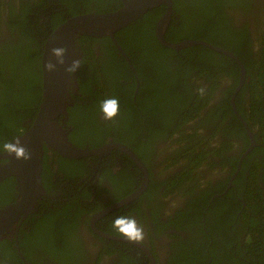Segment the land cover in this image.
Instances as JSON below:
<instances>
[{
    "label": "flooded vegetation",
    "instance_id": "1",
    "mask_svg": "<svg viewBox=\"0 0 264 264\" xmlns=\"http://www.w3.org/2000/svg\"><path fill=\"white\" fill-rule=\"evenodd\" d=\"M10 1L14 0H4V3ZM87 1L88 10L92 12L84 13V5ZM120 1L122 2V0ZM170 1L172 2V0ZM20 2H24L23 5L26 7H31L33 12L31 17L35 25H37L35 28L40 31L44 28L48 30L53 24L60 23L59 25H61L64 20L79 16L70 15L72 9H67V5L62 6L59 0H19L17 2L18 7ZM86 2L84 1L82 5L84 10L81 9L84 14L80 15L95 14L98 5L108 6L112 10H118L122 7L118 8V0H86ZM188 2L190 1L180 0L177 3V9L180 12L183 11ZM256 2L259 5V0H253L251 4L256 5ZM262 4V7H264V0ZM234 6L232 5L230 10L225 11V13L230 15L229 22L233 25V28L240 29V31L241 29H248L254 33L251 37V51L255 55L259 40H257L258 36L255 35V31L257 32L259 25L264 23V15L253 13L254 15H250L252 17L250 19L244 14L239 18L241 14V12L239 14L240 8H232ZM198 15L201 16V13ZM196 19L194 17V20ZM158 20H156V23ZM156 23L154 25V36ZM1 32H3V36L8 34L6 24L2 25ZM117 33L114 35L116 44L110 38L104 37L109 39L112 46L105 44L107 42H100V39L103 38L95 40H89L87 39L89 37L83 36L76 38L72 61L79 59L81 66L77 71L69 74L65 109L63 113L56 116L54 123L58 128L66 132L67 143L76 149H89L90 146L87 143L84 145L85 148H78L71 143L72 122L82 121V119L86 123L93 121L98 126L97 131L100 128L108 127V136L105 137L104 143L92 149L109 144L122 145L138 158L142 169L136 165L127 153L114 148L101 158L92 156L81 158L83 160L80 161L81 159L64 158L43 145L42 155L40 156L39 183L44 195L36 201L34 210L30 215L38 214L41 209L44 212L53 210L54 212L63 213L60 211H64L63 230L61 232L53 230L50 234H44L42 230H37L38 224L33 223L28 227L26 219L18 228L10 230L0 240V242H5L3 246H0V264H239V262L243 264H261L257 254H259L258 249L262 250L264 248V243L260 244L257 241H250V232L244 230L240 222L236 224L235 221L234 223L236 224L237 235L233 232L229 234L232 227H226L230 238L224 235L225 225H222L221 221L216 224V230L205 227L206 220L208 219L207 224H209L210 219L216 215L215 212L217 211L209 212L210 202L219 196H223L233 187L232 180H234L241 169V165L237 169L240 158L251 145V140L246 131L250 144L243 151L242 149L246 145L245 140L235 136L232 133L233 129L230 128L224 134L222 131H217L216 135L214 134L213 130L220 122L221 126H224L223 116L206 125L198 124V133L203 134L205 137L204 140L199 142L197 147L194 146L197 149V154L194 153V155L197 156H192V154L189 160L182 158L184 157L183 144L175 140L180 136L178 132L171 137L170 132L171 130L175 132L174 129L169 130V128H166L161 131L159 123L157 127L151 126L149 128L145 126L143 111L147 104L155 103L156 99L141 96L140 103L137 102L141 81H139V76L132 61L122 46L126 43L118 40ZM41 35L38 39H41ZM47 39L44 42V46ZM156 41L158 42L157 38ZM129 43L127 42V44ZM38 44L41 45L42 42L40 41ZM117 45L125 56L118 51ZM44 46L42 51H38L40 69L42 67L41 60ZM112 47L117 51V54H113V50L112 52L109 50ZM132 52L135 57L139 56L138 50L133 49ZM118 55L122 57L134 77L135 88L132 94V109L121 105L122 101L128 98L127 95H130V90H127V87L131 84V80H129V75H121V67L118 66V60L115 58ZM126 58L133 69L128 65ZM26 60L27 63L30 61L28 58ZM40 74V97L38 93V99L30 95L25 100L26 102L22 107L24 110H21L19 115L22 119L19 127L22 129L14 132L22 133L16 136L12 142L30 128L38 114L40 104L43 101L42 69ZM136 78L138 79V88L136 86ZM20 79V76L17 75L14 82ZM220 80L221 82L218 83L212 98L200 109V114L203 113L207 116L210 110L214 109L213 112L217 111L222 93L224 91L229 93L233 87L234 80L232 78L224 76V79L220 78ZM112 97L119 101V113L113 121H105L100 111L101 102ZM247 103L248 96L244 92L241 95L239 106L245 112ZM160 106L162 108V104ZM124 116H127V118L124 119ZM135 117H138V119ZM226 119L231 120V117L227 115ZM199 120L200 118H197L196 122H201L204 119ZM9 121L11 123L9 129H13L14 122L10 116L5 123L0 122V126L4 125L7 128ZM139 123L141 128L140 126L137 128ZM248 128L250 129L249 125ZM184 130L186 131V129ZM250 131L254 143L251 151L255 147L260 148L259 152L251 158V162H257L258 165L262 162L264 164V148L261 145V140L258 142L256 139L258 132L251 129ZM8 133L10 134L11 132ZM193 143L189 142L188 144L193 147ZM223 145H228L229 149H224ZM91 146L96 145L92 144ZM45 150L48 151L45 152ZM205 154L207 155V160L201 162L198 167L193 168L195 167L191 163L193 158ZM45 156L47 158L43 162ZM59 158L69 161H80L81 164L76 166L78 167L76 172L81 176L77 180H70L71 182L61 181L62 174L72 171L74 165L69 168ZM235 158L239 159L236 169L234 168ZM222 161H225L224 166L219 165ZM46 162L48 166L47 172H45V182L48 184V172H50L52 174V194H46L41 184V165L43 163L44 168ZM211 162L214 165L207 167L206 164ZM3 164H5V161L0 159V166ZM250 170H252V167L249 164L244 168V175L247 176ZM73 171L75 172V170ZM190 171H193V173ZM257 172L258 180L261 181L263 169L259 166ZM118 176L122 178L118 180ZM145 180L146 188L137 199L117 209L113 208L117 203L138 190ZM177 181H181L183 186L174 188ZM191 189L209 192L218 190L220 194H214L204 208L195 209L193 215L203 217L201 224L192 221L189 227L179 229L183 222L191 218V210L186 215L180 214L187 211V200L191 194ZM14 190L16 198V185ZM83 190H85L86 196ZM63 191H66V193ZM71 192H76L78 199H69ZM2 193L4 194V192ZM71 202L75 204L71 205ZM10 204L3 205L0 208ZM105 211L107 213L96 219L97 214ZM209 215L211 216L209 217ZM118 217L135 218L137 225L143 229V240L136 242L124 236L119 231V226L114 225V221ZM21 228L24 232L19 234ZM34 229L37 231L36 234H32ZM11 250L14 251V254L11 253ZM23 252L27 255V258Z\"/></svg>",
    "mask_w": 264,
    "mask_h": 264
},
{
    "label": "trees",
    "instance_id": "2",
    "mask_svg": "<svg viewBox=\"0 0 264 264\" xmlns=\"http://www.w3.org/2000/svg\"><path fill=\"white\" fill-rule=\"evenodd\" d=\"M18 1L14 0L4 3V0H0V122L5 123L9 119V116L14 122L13 129H9L11 126L10 121L7 128L4 125L0 126V130L2 131H0V151H6L4 145L12 142L16 136L22 133L14 132L22 129L19 127L22 121L19 115L20 111L24 110L22 107L26 102L25 100L30 95L38 99V93L40 97L41 69L40 62L38 61V51H42L45 40L60 24H53L48 30H46L47 28H44L42 31L36 29L37 25H35L31 17L33 13L31 7L23 5L24 2H20V6L18 7ZM84 1L86 2V0H59V3L62 6L67 5V9H72L70 15L76 16L92 12L88 10V1L84 5V13L82 12L84 10L82 6ZM179 1L172 0L173 15L165 32V40L171 43L186 40L204 41L225 49L239 59L245 71V82L235 97V107L250 129L258 132L256 139L258 142L261 140V145L264 148V23L259 25L257 32L254 30L255 35L258 36L257 40H259L257 42L256 54L253 55L251 51V37L254 33L248 29H241L240 31V29L233 28V25L229 22L230 15L225 13V11L230 10L232 5H235L232 8H240L239 14L240 12L241 14L239 18L244 14H246V17H250V19L252 18L250 15L253 13L264 15L263 0H259L260 6L257 5V2L256 5H252L251 2L253 0H189L190 2L186 4V8L181 12L177 9ZM199 1L200 3H198ZM121 6L122 2L118 0V8ZM115 10H112L108 6L98 5L95 14L109 13ZM164 11L165 6L152 8L141 19L118 31L116 35L118 36V40L126 43L122 46L132 61L139 76V81H141L137 102L140 103L141 96L156 99L155 103L147 104L145 110H142L145 126L149 128L151 126L157 127L159 123L161 131L166 128H169V130L174 129L175 132L173 130L170 132L171 137L178 132L180 136L175 140L183 144L184 157L182 158L189 160L192 154V156H197L194 155L197 151L194 146L197 147L199 142L204 140L205 137L203 134L198 133V124L206 125L223 116L224 119L222 121L225 124L221 126L220 122L213 130L214 134L216 135L217 131H222L224 134L230 128L233 129L232 133L235 136H239L245 140L246 145L242 149L245 151L250 144L249 139L242 124L233 114L230 107L232 92L237 88L240 80L238 65L230 58L202 46H195L180 51H174L161 46L154 36V25ZM199 13H201V16L198 15ZM194 17L197 19L194 20ZM261 17L263 18V16ZM3 24H6L8 27V34L4 36L3 32H1ZM40 35L42 40L38 39ZM87 39L95 40V38L90 37ZM126 40L130 43L127 44ZM40 41L42 42L41 45L38 44ZM100 42H107L105 44L112 46L108 38L100 39ZM133 49L139 51V56L135 57V54L132 52ZM109 50L111 52L113 50V54H117V51L113 47ZM110 54L113 55L112 53ZM26 58L30 60L28 63ZM115 58L118 60V66L121 67V75H129V80H131V84L127 87V90H130V95H127L128 98L122 101L121 105L122 107L132 109V94L135 88L134 77L122 57L118 55ZM16 74L21 79L14 82L17 78ZM224 76L234 80L230 92L224 91L222 93L217 111L213 112L214 109L210 110L207 116L203 113L200 114V109L212 98L218 87V83L221 82L220 78L224 79ZM244 92L248 96L246 112L239 106L241 95ZM160 104H162V108ZM94 111L96 110L94 109ZM227 115L231 117V120L226 119ZM126 118L127 116H124V119ZM135 118L138 119V117ZM197 118L204 120L196 122ZM71 124L73 127L70 133V141L78 148H85L84 145L87 143H89V149L99 147L104 143L105 137L108 136L107 132L109 128L104 127L97 131L98 126L93 121L86 123L82 119V121L78 120ZM139 126L141 128L140 123L137 128ZM8 132L11 133L9 134ZM189 142L191 144L194 142L193 147L188 144ZM92 144L96 146H91ZM223 148L229 149L228 145H223ZM259 149V147H255L244 157L239 173L232 180L233 187L223 196H219L210 202L208 207L210 208L209 212L217 210L215 212L216 215L212 216L209 224H207L208 219L204 223L205 227L216 230V224L221 221L222 225H225L224 235L230 238L226 227H232L229 234L233 232L237 235L235 226L240 222L241 227L250 232L249 240L262 244L264 243V164L262 162L258 165L257 162H251V158L259 152ZM47 151L45 150V152ZM46 158L45 156L43 162ZM59 159L63 163H66L65 165L69 168H72L74 165L73 170H75V172L72 170L69 173L62 174L61 181L71 182L70 180H77L81 176L76 172L78 168L76 166H79L81 164L80 161L83 159L80 161ZM206 160L207 155L205 154L193 158L191 163L195 165L193 168H196L201 165V162ZM238 160V158L234 160L235 169ZM249 164L252 170L246 176L243 171ZM213 165V162L206 164L207 167H212ZM219 165L224 166L225 161H222ZM41 166V184L46 194H52V174L48 172V184H46L45 172H47V162L44 168L43 163ZM259 166L263 169L261 181L258 180L257 176ZM190 172L193 173V171ZM120 178L122 177L118 176V180ZM123 179L125 180V178ZM15 185L14 178L6 179L0 183V207L14 202ZM182 186L181 181H177L174 188ZM221 190L224 192L223 189ZM63 192L66 193V191ZM83 192L86 196L85 190ZM214 194H220V191L209 192L191 189L186 206L188 212L180 213L181 215H186L191 210V218L183 222L179 229L189 227L192 221L201 224L203 217H198L197 215H193V213H195V209L204 208ZM72 198L78 199L76 192L69 196V199ZM74 204L71 202V205ZM60 212L63 213L54 212L53 210L44 212L41 209L38 214L30 215L26 223L28 227L33 223L38 224L37 230H42L44 234H50L53 230L61 232L63 230L62 221L65 213L64 211ZM195 216L197 217L194 218ZM235 221L236 224H234ZM23 232L24 230L21 228L19 234ZM36 232L34 229L32 234H36ZM4 243L3 241L0 242V246H3ZM263 251L264 248L262 250L258 249L259 254H257V258L261 264H264ZM11 253L14 254V251L11 250ZM24 255L27 258L25 253ZM239 264L243 263L239 262Z\"/></svg>",
    "mask_w": 264,
    "mask_h": 264
},
{
    "label": "water",
    "instance_id": "3",
    "mask_svg": "<svg viewBox=\"0 0 264 264\" xmlns=\"http://www.w3.org/2000/svg\"><path fill=\"white\" fill-rule=\"evenodd\" d=\"M122 3V7L115 12L85 14L73 17L59 25L48 37L41 60L43 101L30 128L21 136L17 137L20 139V143L31 153V159L17 160L14 156L9 155L7 151L0 152V159L5 161V164L0 166V183L13 177L17 187L14 202L4 208H0V240L10 230L18 228L27 219L34 210L36 201L44 195V191L39 183L40 156L42 155L43 145L64 158L75 160L92 156L101 158L114 148L127 153L136 165L142 169L138 158L122 145L109 144L90 150L72 147L67 143L66 132L57 127L54 119L57 115L63 113L65 109L66 88L69 84V73L66 71V68L71 64L76 38L79 36L95 39L108 37L115 43L114 35L118 31L141 19L152 8L161 5L166 6V10L157 21L155 27V36L163 47L180 51L195 46H202L230 58L238 65L240 69V80L231 97V108L244 127L251 140V145L241 156L237 169L240 168L243 157L254 147L252 133L244 119L237 113L234 103L237 93L245 82V71L239 59L225 49L200 40H186L177 43L167 42L164 39V35L172 17V2L170 0H122ZM61 46H66L67 48L64 56V64L57 65L53 71L46 70L44 65L49 60L55 63V58L51 56V49ZM117 47L118 51L124 55L118 45ZM126 60L130 68L133 69L129 60L127 58ZM136 80V86L138 88V79L136 78ZM145 188L146 180L138 190L117 203L113 208L117 209L134 201ZM107 211L97 214L96 219L103 216Z\"/></svg>",
    "mask_w": 264,
    "mask_h": 264
},
{
    "label": "clouds",
    "instance_id": "4",
    "mask_svg": "<svg viewBox=\"0 0 264 264\" xmlns=\"http://www.w3.org/2000/svg\"><path fill=\"white\" fill-rule=\"evenodd\" d=\"M67 51L66 46L51 49V56L55 58V63L49 60L44 68L48 71L56 69L57 65L64 64V56ZM81 66V61L73 60L72 63L66 68V71L71 74L77 71ZM100 111L102 118L105 121H113L119 113V101L115 97L108 98L101 102ZM9 155L14 156L17 160L31 159V153L27 148L20 143V139L16 138L14 142L6 143L4 145ZM115 226H119V231L126 236L129 240L141 242L143 240V229L136 223L135 218L132 217H118L114 221Z\"/></svg>",
    "mask_w": 264,
    "mask_h": 264
}]
</instances>
